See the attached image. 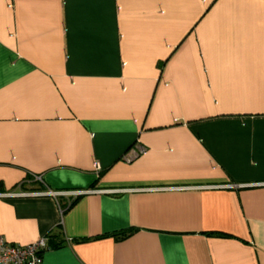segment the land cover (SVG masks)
Returning <instances> with one entry per match:
<instances>
[{
  "label": "crops",
  "instance_id": "1",
  "mask_svg": "<svg viewBox=\"0 0 264 264\" xmlns=\"http://www.w3.org/2000/svg\"><path fill=\"white\" fill-rule=\"evenodd\" d=\"M46 189L42 264H264V0H0V193Z\"/></svg>",
  "mask_w": 264,
  "mask_h": 264
},
{
  "label": "built area",
  "instance_id": "2",
  "mask_svg": "<svg viewBox=\"0 0 264 264\" xmlns=\"http://www.w3.org/2000/svg\"><path fill=\"white\" fill-rule=\"evenodd\" d=\"M96 170L99 169L98 163H94ZM35 180H41L40 177L34 176ZM245 185L237 184H226L218 185L216 188H239ZM126 189H106V190H94V192H105V193H120L124 192ZM89 191H53L46 189L42 192H16V193H0V197L9 196H25V195H40L48 194L51 196L61 197L66 196L71 199L78 197L79 195ZM48 248V244L45 237H42L36 241L28 244L20 245L10 243L5 239V237L0 233V264H42V253Z\"/></svg>",
  "mask_w": 264,
  "mask_h": 264
},
{
  "label": "trees",
  "instance_id": "3",
  "mask_svg": "<svg viewBox=\"0 0 264 264\" xmlns=\"http://www.w3.org/2000/svg\"><path fill=\"white\" fill-rule=\"evenodd\" d=\"M77 199L78 198H74L71 201H69L68 203L62 205L61 202H60L61 198L60 197H56L57 204L59 205V208L61 209L62 212L66 211L68 208H70L75 203V201ZM59 229L62 231V226L61 225L59 226ZM129 235H130V233H128V232H119V233H113L110 236L114 237L116 240H120V239L126 238ZM87 240H89V239L83 238V239H79L78 242H85ZM59 244H61V243L59 242L55 246H57Z\"/></svg>",
  "mask_w": 264,
  "mask_h": 264
}]
</instances>
